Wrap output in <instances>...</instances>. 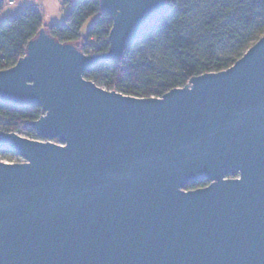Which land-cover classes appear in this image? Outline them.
Instances as JSON below:
<instances>
[{
	"label": "water",
	"instance_id": "95a60500",
	"mask_svg": "<svg viewBox=\"0 0 264 264\" xmlns=\"http://www.w3.org/2000/svg\"><path fill=\"white\" fill-rule=\"evenodd\" d=\"M98 2L106 51L41 27L0 70V103L41 110L37 139L0 130L23 159L0 161V264H264V34L223 70L127 95L83 73L120 58L165 0Z\"/></svg>",
	"mask_w": 264,
	"mask_h": 264
},
{
	"label": "trees",
	"instance_id": "16d2710c",
	"mask_svg": "<svg viewBox=\"0 0 264 264\" xmlns=\"http://www.w3.org/2000/svg\"><path fill=\"white\" fill-rule=\"evenodd\" d=\"M33 4L0 22V70L24 54L27 41L41 27L55 40L72 43L83 53L107 50L111 18L100 10L98 0H75L61 21L48 24H43ZM3 5L0 0V10ZM90 16L95 19L81 34ZM263 34L264 0H165L164 12L120 58L92 66L83 77L107 90L159 97L193 75L229 67ZM40 114L36 104L14 107L0 103V130L37 139L29 122ZM207 183L200 182L202 186Z\"/></svg>",
	"mask_w": 264,
	"mask_h": 264
},
{
	"label": "rangeland",
	"instance_id": "374dc122",
	"mask_svg": "<svg viewBox=\"0 0 264 264\" xmlns=\"http://www.w3.org/2000/svg\"><path fill=\"white\" fill-rule=\"evenodd\" d=\"M2 1L4 4H6L9 0H2ZM12 1H13V5L8 8H11L15 11H18L23 6L36 3L37 7L39 8V12L42 17L43 24H48L51 22H57L59 19L63 18V16L70 9V3L74 2L75 0H37L36 2L34 0H12ZM94 19L95 16H90L83 23L80 29L81 34H84L86 32V30L89 28V26L94 21Z\"/></svg>",
	"mask_w": 264,
	"mask_h": 264
},
{
	"label": "built area",
	"instance_id": "2783aa9c",
	"mask_svg": "<svg viewBox=\"0 0 264 264\" xmlns=\"http://www.w3.org/2000/svg\"><path fill=\"white\" fill-rule=\"evenodd\" d=\"M34 1L36 2L37 0H34ZM9 4H11V2ZM33 5L37 6L36 3H34ZM88 54H92V53H88ZM0 161H3V162H21V161H23V159L14 153L0 150Z\"/></svg>",
	"mask_w": 264,
	"mask_h": 264
},
{
	"label": "crops",
	"instance_id": "0c3cea01",
	"mask_svg": "<svg viewBox=\"0 0 264 264\" xmlns=\"http://www.w3.org/2000/svg\"><path fill=\"white\" fill-rule=\"evenodd\" d=\"M11 2V4H9ZM6 5V6H5ZM13 5V1L12 0H9L6 4L3 5V8L5 9H1L0 10V22L3 21V20H6V19H9V18H12L15 13L17 11L11 9V8H8V7H11ZM61 19H59L57 22L61 21Z\"/></svg>",
	"mask_w": 264,
	"mask_h": 264
},
{
	"label": "flooded vegetation",
	"instance_id": "af4514ba",
	"mask_svg": "<svg viewBox=\"0 0 264 264\" xmlns=\"http://www.w3.org/2000/svg\"><path fill=\"white\" fill-rule=\"evenodd\" d=\"M201 182H203V184H204V183L206 182V180H203V181H201ZM207 184H208V183H207ZM207 184H206V185H207ZM194 185H196V186H194ZM194 185H188V186H187V189H193L192 186H194V188L205 186V185L202 186V185L200 184V182H199V183H196V184H194Z\"/></svg>",
	"mask_w": 264,
	"mask_h": 264
}]
</instances>
